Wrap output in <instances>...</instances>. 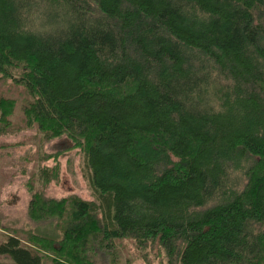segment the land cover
<instances>
[{"label":"trees","instance_id":"obj_1","mask_svg":"<svg viewBox=\"0 0 264 264\" xmlns=\"http://www.w3.org/2000/svg\"><path fill=\"white\" fill-rule=\"evenodd\" d=\"M31 142L56 235L0 199V264H264V0H0V162ZM75 150L92 199L48 195Z\"/></svg>","mask_w":264,"mask_h":264},{"label":"rangeland","instance_id":"obj_2","mask_svg":"<svg viewBox=\"0 0 264 264\" xmlns=\"http://www.w3.org/2000/svg\"><path fill=\"white\" fill-rule=\"evenodd\" d=\"M10 139L16 140L17 138L12 137ZM70 144L71 142L68 139H60L45 145L42 150L52 152L68 148ZM28 147L36 148L31 142L18 148L13 159L8 161L1 160L0 162V199L4 208L10 214V220L7 225L32 229L43 235H56L55 229L51 224L36 225L29 221L26 216L29 194L25 185L31 176V172L39 163V158H35L29 163L19 159V156L24 154ZM77 152L78 150L70 151L69 154L67 153L61 158L63 163L61 181L60 183L51 184L48 188V195L61 198L71 193H76L83 199H92L88 174L83 159L76 154ZM72 155H75V162L72 163V169L75 173L69 174L66 169V160L68 156ZM49 164H52V162H49Z\"/></svg>","mask_w":264,"mask_h":264},{"label":"bare ground","instance_id":"obj_3","mask_svg":"<svg viewBox=\"0 0 264 264\" xmlns=\"http://www.w3.org/2000/svg\"><path fill=\"white\" fill-rule=\"evenodd\" d=\"M92 1V0H91ZM60 2V1H59ZM49 5V4H48ZM41 8V7H40ZM62 11V10H61ZM53 13V12H52ZM33 16V15H32ZM42 20V19H41ZM63 21V20H62ZM40 23V22H39ZM38 23V24H39ZM29 27V26H28ZM254 27V26H253ZM39 28V27H38ZM43 30V29H42ZM38 31V30H37ZM192 91V90H191ZM172 108V107H171ZM52 128V127H51ZM139 129V128H138ZM73 131V130H72ZM50 132V131H49ZM150 132V131H149ZM148 132V133H149ZM56 134V133H55ZM167 136V135H166ZM57 137V136H56ZM142 138V137H141ZM210 138V137H209ZM169 139V138H168ZM156 140V139H155ZM157 151V150H156ZM151 153V152H150ZM162 162V161H161ZM170 164V163H169ZM163 169V168H162ZM161 171V170H160ZM233 171V170H232ZM179 173V172H178ZM191 180V179H190ZM182 181V180H181ZM232 183V182H231ZM191 187V186H190ZM94 194V193H93ZM120 200V199H119ZM47 201V200H46ZM87 201V200H86ZM101 202V201H100ZM61 205V204H60ZM170 205V204H169ZM54 207V206H53ZM52 207V208H53ZM59 207V206H58ZM62 209V208H61ZM63 210V209H62ZM93 214V213H92ZM105 216V215H104ZM117 220V219H116ZM94 221V220H93ZM125 221V220H124ZM71 223V222H70ZM205 224V223H204ZM147 226V225H146ZM164 226V225H163ZM117 227V226H116ZM171 228V227H170ZM131 230V229H130ZM192 230V229H191ZM12 232V231H11ZM2 233V232H1ZM133 233V232H132ZM186 233V232H185ZM71 234V233H70ZM103 234V233H102ZM101 237V236H100ZM112 237V236H111ZM142 237V236H141ZM96 238V237H95ZM106 238V237H105ZM140 238V237H139ZM102 240V239H101ZM113 240V239H112ZM24 242V241H23ZM145 242H147V241H145ZM5 243V242H4ZM95 243V242H94ZM142 243V242H141ZM99 245V244H98ZM103 245V244H102ZM176 245V244H175ZM53 246V245H52ZM109 246V245H108ZM118 246V245H117ZM34 248V247H33ZM36 248V247H35ZM100 248V247H99ZM45 249V248H44ZM55 249H57V248H55ZM106 249V248H105ZM47 250V249H46ZM70 250V249H69ZM107 250V249H106ZM114 252V251H113ZM111 253V252H110ZM178 253V252H177ZM113 254V253H112ZM51 257H54V256H51ZM169 259V258H168ZM56 260V259H55ZM57 260H59V259H57ZM179 260V259H178ZM70 261V260H69ZM236 262V261H235ZM255 263V262H254Z\"/></svg>","mask_w":264,"mask_h":264}]
</instances>
